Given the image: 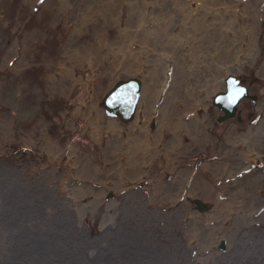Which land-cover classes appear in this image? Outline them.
I'll use <instances>...</instances> for the list:
<instances>
[{"label":"rangeland","instance_id":"1","mask_svg":"<svg viewBox=\"0 0 264 264\" xmlns=\"http://www.w3.org/2000/svg\"><path fill=\"white\" fill-rule=\"evenodd\" d=\"M215 1L193 15L191 9L198 8L199 0H117L110 19L107 12L98 15L106 0H0V264H39L37 258L27 263L29 255L38 251L28 252V248L36 244L41 255L42 245L48 250L43 252L42 264L57 263L47 262L52 253L66 251L73 257L77 248L84 258L76 257L83 261L79 264H264V0ZM81 15L88 16L80 19ZM126 18L129 27L124 25ZM123 28L128 33L142 32V43H146L134 41L136 47L130 46L132 50L139 47L136 60L141 65L130 50L122 54L117 48ZM99 33L125 57L118 60L96 53L91 67L69 56L83 43L96 42ZM244 34L249 35L251 50L247 38H241ZM211 35L221 42L218 51L225 53L229 46L230 60L248 63L244 70H230L226 75L239 77L248 94L255 95L254 101L242 97L234 115L222 121L216 120L222 112L211 103L212 96L205 108L178 112L169 102L172 111L165 114L160 98L172 94L176 63L188 61L193 72H205L202 64L213 59V53L201 52L199 44ZM156 38L167 51L153 48L157 46L151 40ZM59 69L65 78L49 83L48 75L54 76ZM130 76L142 79L143 91L149 90L141 108L151 117H164L168 124L167 116L181 119V112L189 111L181 119L189 123L184 130L174 134L173 128L159 135L163 127L154 120L148 129L127 135L128 125L114 116V131L106 128L111 115L104 112L101 97L118 79ZM154 83L151 92L149 86ZM86 90L101 111L103 126L95 130L79 100ZM183 92L184 87L175 93ZM187 98L194 101L192 94ZM147 133L155 141L160 137L161 150L153 152L152 144L142 149L153 154L139 163L143 173L132 178L137 169L126 164L130 156L123 154L124 147L128 148L130 137L145 138ZM126 151L139 154V150ZM119 169L129 176L126 181L113 179ZM10 180L17 187L3 190ZM188 187L192 191H186ZM154 192L160 197L150 198ZM46 207L60 210L62 216L54 218V212L40 217L38 211L43 213ZM65 214L72 222L65 223ZM33 217H40L38 224ZM53 223L58 231L49 227ZM47 233L54 239H48ZM93 246H100L97 252L102 253L90 252ZM10 250L23 260L16 263Z\"/></svg>","mask_w":264,"mask_h":264},{"label":"bare ground","instance_id":"2","mask_svg":"<svg viewBox=\"0 0 264 264\" xmlns=\"http://www.w3.org/2000/svg\"><path fill=\"white\" fill-rule=\"evenodd\" d=\"M97 1V0H96ZM115 1H117V0H106V2H105V4H104V6L103 7H100L99 9H98V15H102L104 12H107L108 14H109V18L111 19V14H112V12L114 11V9H115V7H116V2ZM142 1V0H141ZM155 1V0H154ZM178 1V0H177ZM189 1V0H188ZM192 1V0H191ZM194 2L196 1V0H193ZM200 2H199V6H198V8L196 9V10H192L191 9V14H196V13H201V9L202 8H207L208 6L209 7H211V5H214V4H216V1L215 0H199ZM229 1H231V0H229ZM232 2V1H231ZM57 3H60L59 1H57ZM67 3V2H66ZM101 3V2H100ZM69 4H71V3H69ZM96 4H97V2H96ZM99 4V3H98ZM196 4V3H195ZM102 5V4H101ZM100 6V5H99ZM65 7V6H64ZM96 7H98V6H96ZM195 7H196V5H195ZM117 8V7H116ZM64 9V8H63ZM65 9H67V6H66V8ZM73 9V8H72ZM79 9V8H78ZM87 9V8H86ZM195 9V8H194ZM161 10V9H160ZM62 11V10H61ZM116 11H117V9H116ZM115 11V12H116ZM134 11V10H133ZM159 11V10H158ZM64 12V11H63ZM135 12H136V10H135ZM138 12V11H137ZM71 13V12H70ZM131 14H132V12H131ZM73 15V14H72ZM88 15H91V14H88ZM88 15H85V16H88ZM133 15H135V14H133ZM165 15V14H164ZM213 15V14H212ZM214 15H216V16H218L217 15V13L216 14H214ZM84 15H81V17H80V19H83V17H85ZM137 16H138V14H137ZM215 16V18H217ZM74 17H76V16H74ZM133 17V16H132ZM134 17H136V16H134ZM166 17H167V15H166ZM224 17V16H223ZM84 19H86V18H84ZM134 19V18H133ZM117 20V19H116ZM131 20V19H130ZM168 20V19H167ZM213 20H215V19H213ZM69 21H70V19H69ZM80 21H82V20H80ZM85 21V20H84ZM131 21H133V20H131ZM138 21V20H137ZM215 21H217V20H215ZM214 21V22H215ZM87 22V21H86ZM117 22V21H116ZM220 22H221V20H220ZM77 23V22H76ZM75 23V24H76ZM113 23V22H112ZM118 23V22H117ZM116 23V24H117ZM136 23H138V22H136ZM74 24V25H75ZM78 24H79V22H78ZM132 24V23H131ZM139 24V23H138ZM90 25V24H89ZM124 25H125V27H129V25H130V21L126 18L125 20H124ZM217 25V24H216ZM131 26V25H130ZM137 26V25H136ZM222 26V25H221ZM96 27V26H95ZM218 27H220V26H218ZM92 28H94V27H92ZM102 28V27H101ZM217 28V27H216ZM133 29V28H132ZM135 29H139L138 27L137 28H135ZM220 29V28H219ZM97 30V29H96ZM100 30V29H99ZM118 30V29H117ZM125 30H126V28H123L122 30H121V32L122 33H119L118 34V38L120 39V43H121V46L120 47H117L119 50L121 49V52H122V54L124 53V54H126V51L127 50H130V52H129V54L131 53L133 56V58L136 60L137 58H139V57H136V55L138 54V53H140V51L138 50L139 49V47L136 49V50H132L131 48H130V46L131 45H133L134 47H136L135 46V43L136 42H138V43H141V44H145L146 42H144V43H142L143 42V39H142V37H140V34L142 33H139V34H137L138 32H140L141 30L139 29L138 30V32L135 34V32H134V34L133 33H128V32H125ZM221 30V29H220ZM76 31V30H75ZM98 31V30H97ZM96 31V32H97ZM103 31V30H102ZM126 31H128V29L126 30ZM216 31H218V30H216ZM100 32V31H99ZM249 32V31H248ZM77 34V33H76ZM100 34V33H99ZM95 35V37H96V42H90V43H86V44H82L81 46H80V49L79 48H76V49H74V52L72 53V54H69V56L70 55H72V57L73 58H76V60H81V61H84V62H86V63H88V65H90L91 67L96 63L95 62V54L96 53H99V54H106V55H108L109 57H112L111 59H114V58H116V59H118V60H120V58L122 57V56H124L125 57V55H122V56H120V54H119V52L120 51H114V49H116V48H112L111 46H110V44H109V42H107V39L104 37V34H100V35ZM78 35H79V33H78ZM153 37V36H152ZM75 38V37H74ZM84 38V37H83ZM191 38V37H190ZM242 39H246L247 38V44L250 42L249 40H248V38H249V35H245L244 34V36H242L241 37ZM73 40V39H72ZM71 40V41H72ZM85 40V39H84ZM127 40L129 41H131V42H128L127 43ZM90 41H92V40H90ZM134 41H136V42H134ZM152 42H155L154 43V45H156L157 47H153L155 50H162V51H167V49H165V48H162L161 46H160V43H159V41H158V39L156 38V39H152L151 40V44H152ZM69 43V42H68ZM76 43V42H75ZM221 42H219L218 40H217V38H216V36H213V35H211V37H209V36H206L205 38H203L202 40H201V42H200V44H199V49H200V51L201 52H206V51H210V52H212L213 53V59H211V60H206L202 65L206 68L205 69V72H203L201 69H199V70H197V71H195V72H193V70H194V68L192 69V65L191 64H189L188 63V61L187 62H181V63H176V65H175V67H174V71L176 70V76L173 78V81L175 82L174 83V85L172 86L173 87V90L171 91L172 92V94H168L167 96H168V101H167V99L165 100V98L167 97H165L163 100H162V97L160 98V101H162V103L160 104V109H161V107H162V110L164 111V113L165 114H169L172 110H171V108H170V106H169V102L170 103H172L173 104V106L175 107V111H179V110H182V109H187L188 107L190 108V109H192V108H201V107H203V108H205V104H206V102L208 101V99L212 96V95H214L213 93H215L216 92V90H218L219 88H223V86H224V84H222V79H223V77H225L224 75H226L227 74V71H230V70H244V68L246 67V65L248 64V63H246V62H243V61H240V62H236V60L235 61H233V60H230V57H231V54H230V52L232 53V51H230V49L231 48H229V46L228 47H225V49H226V51L227 52H225V53H223V51L220 49L219 51H218V49H219V44H220ZM70 44V43H69ZM148 44H150V41H149V43ZM69 46V45H68ZM122 46H124L123 48H122ZM153 46V45H152ZM248 46H249V49L251 50V45L250 44H248ZM67 47V46H66ZM233 47V46H232ZM254 47V46H253ZM59 48V47H58ZM69 48V47H68ZM99 48V49H98ZM127 49V50H126ZM240 49V48H239ZM153 50V49H152ZM234 50V49H233ZM238 50V49H237ZM249 50V52H251ZM254 50V49H253ZM154 51V50H153ZM241 51V50H240ZM239 51V52H240ZM245 51V50H244ZM248 51V50H247ZM64 52H65V50H64ZM120 52V53H121ZM128 52V51H127ZM159 52H161V51H159ZM67 53V52H66ZM162 53V52H161ZM164 53H166V52H164ZM194 54H196V52H193ZM98 54V55H99ZM236 54H237V52H236ZM65 55V54H64ZM67 55V54H66ZM158 55V54H157ZM156 55V56H157ZM163 56H164V54H162ZM166 55V54H165ZM242 55H243V53H242ZM245 55H247V54H245ZM250 55V54H249ZM237 56H238V54H237ZM244 56V55H243ZM68 57V56H67ZM71 57V56H70ZM132 57H131V60H132ZM159 57H161V56H159ZM166 57H167V55H166ZM173 57V56H172ZM171 57V58H172ZM191 57V56H190ZM165 58V57H164ZM164 58H162V59H164ZM232 58V57H231ZM236 58V57H235ZM242 58H244V57H242ZM246 58H247V56H246ZM250 58V57H249ZM103 59L105 60V58L103 57ZM109 59V58H108ZM115 59V60H116ZM125 59V58H124ZM126 59L128 60V58L126 57ZM133 59V60H134ZM157 59H158V56H157ZM224 59V60H223ZM67 60H68V58H67ZM71 60V59H70ZM126 60V61H127ZM130 60V61H131ZM139 60V59H138ZM160 60V59H159ZM165 60V59H164ZM168 60V59H167ZM241 60V59H240ZM61 61V60H60ZM125 60H123V62H124ZM161 61V60H160ZM72 62V61H71ZM70 62V63H71ZM76 62V61H75ZM83 62V63H84ZM120 62V61H119ZM132 63H130L131 64V66H132V64H133V62L134 61H131ZM136 62H137V60H136ZM172 62V61H171ZM248 62H249V60H248ZM117 63V62H116ZM137 63H139V62H137ZM165 63V62H164ZM185 63V64H184ZM229 63V64H228ZM121 64V63H120ZM119 64V65H120ZM128 64V63H127ZM140 65H141V63H139ZM138 64V65H139ZM169 64V63H168ZM195 64L197 65L198 63L197 62H195ZM62 65V64H61ZM60 65V66H61ZM64 65V64H63ZM97 65V64H96ZM95 65V66H96ZM135 65H137V64H135ZM138 65L136 66V67H138ZM112 66V65H111ZM130 66V65H129ZM166 66V65H165ZM248 66V65H247ZM64 67V66H63ZM135 67V68H136ZM140 67V66H139ZM65 68H67V67H65ZM69 68H70V66H69ZM121 68V67H120ZM123 68V67H122ZM248 68V67H247ZM263 68V71H264V66L262 67ZM61 69V68H60ZM60 69H59V73H55L54 74V76L53 75H48V82L49 83H52L53 82V80H54V78H58V77H60L61 79H64L65 78V76H64V74L62 73V71H60ZM111 69V68H110ZM124 69V68H123ZM131 69V68H130ZM70 70V69H69ZM136 70V69H135ZM247 70V69H246ZM262 70V69H261ZM126 71H128V69L126 70ZM162 71V70H161ZM58 72V71H57ZM60 72H61V74H60ZM63 72H64V70H63ZM66 72V71H65ZM97 72H99V71H97ZM110 73V72H109ZM126 72H124V74H125ZM200 73H202V75H199ZM50 74V73H49ZM132 74V73H131ZM196 74V75H195ZM229 74H230V72H229ZM233 74V73H232ZM260 74V73H259ZM111 75V74H110ZM127 75V74H126ZM91 76V75H90ZM96 76V75H95ZM99 76V75H98ZM97 76V77H98ZM240 76V75H239ZM92 77V76H91ZM117 77V76H116ZM131 77V76H130ZM158 78V77H157ZM239 78V77H238ZM92 79V78H91ZM90 79V80H91ZM125 79V78H124ZM137 79V78H136ZM142 80V79H141ZM56 81V80H55ZM95 81V80H94ZM144 81V80H143ZM161 81V80H160ZM160 81H158L159 82V84H160ZM162 82H163V80H162ZM62 83V82H61ZM68 83V82H67ZM66 83V84H67ZM83 83V82H82ZM64 84V83H63ZM84 85V84H83ZM150 85V84H149ZM61 86V85H60ZM99 86V85H98ZM143 86H144V83L143 84H141L140 83V86L138 87L139 88V90H138V92H139V94L140 95H138V97L136 98V102H135V105H134V108H133V111H131L132 113H130L129 115V117H126V118H122V119H120L121 121L120 122H122V123H125V124H127L128 126L126 127V129L127 130H124V131H126V133H127V135L128 134H132L133 135V133L135 132V131H138V128H143V129H148V127L150 126V124H152V122H154V120H155V123H157V127H158V125L159 126H161V127H163L162 129H161V131H160V134L159 135H161V133L162 132H164V131H168V130H172L173 128L174 129H176V130H174V134H176V132L178 131V129L181 131V130H184V126H185V124H189V123H186V122H184L183 120H181V119H183V116L187 113V112H189V111H187V110H183V112H181V114H180V118L181 119H177V115H176V113H175V111H173L174 113H175V115H176V117L175 116H173V115H169V116H167L168 118H167V121H168V124H165V122H163L164 120H165V118L164 117H160V118H153V117H151L149 114H151V112L150 113H146V111H144V110H142V108H141V104H142V98H144V96L146 97V94H148L147 92L149 91L148 89H147V91L146 92H144L143 91ZM145 86H146V84H145ZM156 86V84L154 83L153 84V86L151 87V86H149L150 87V91L151 92H153L154 90V87ZM206 86H210V87H207L206 88ZM182 87H184V91L185 92H183V94L182 93H175V92H177L178 91V89L179 88H182ZM97 88V87H96ZM145 88V87H144ZM98 89V88H97ZM145 90V89H144ZM196 90H202V93L204 94V95H201V92H198V91H196ZM158 92V90H156V93ZM146 93V94H145ZM151 94V93H150ZM190 94H192L193 95V98H194V101H192V100H190V101H188V98H187V95H190ZM83 96V95H82ZM90 96H91V93L88 91V90H86L85 91V95L81 98L80 97V101L81 102H83V106H84V109L86 110V112H88V124H90V125H92V129L93 130H95V129H98L101 125L103 126V124H102V116H101V111H100V109L98 108V107H95V104H94V102H93V100H90L89 98H90ZM148 96V95H147ZM92 97V96H91ZM92 99V98H91ZM211 99V98H210ZM78 100V101H79ZM94 100H95V97H94ZM151 100V99H150ZM78 101H77V103H78ZM153 102H154V100H153ZM152 102V103H153ZM155 104V103H154ZM208 104V103H207ZM151 105V104H150ZM154 106V105H153ZM151 107V106H150ZM79 108V107H78ZM143 109H144V107H143ZM160 109H159V112H160ZM149 110V109H148ZM153 110V109H152ZM157 111V110H156ZM149 112V111H148ZM69 113V112H68ZM85 115H86V113H85ZM112 116H110L109 118H107V120H109L110 122H108L107 124V126H105L106 128H108L109 130H113L114 131V128L116 127V123H114L113 121V119L111 118ZM111 119V120H110ZM130 119V120H129ZM140 120H142V123L140 124ZM121 123V124H122ZM160 123V124H159ZM122 126H123V124H122ZM232 126V125H231ZM124 127V126H123ZM176 127V128H175ZM233 127V126H232ZM104 129V128H103ZM235 131V130H234ZM112 132V131H111ZM138 132H140V131H138ZM108 134H110V133H108ZM116 134H119V132L118 133H116ZM115 135V134H114ZM113 135V136H114ZM116 136V135H115ZM114 136V137H115ZM116 138V137H115ZM131 139H128L126 142H127V144H128V148H126V147H124V151H123V154H126V155H129L130 157H127V159H128V161H126V164L127 165H133V170H135V169H137V171H133V174H131L130 175V177H134L136 174H140L141 172V169H140V165H139V163L142 161V160H148L149 158H150V156L153 154V152H154V150L156 149V151L158 150L159 151V149L161 150V148H159L160 147V144H159V142H158V140H159V138L157 137V140L155 141V137L152 135V134H148L147 133V137H138V136H135V137H130ZM110 139V138H109ZM118 139V138H117ZM121 139H122V137H121ZM238 139H242V134L241 135H239V138ZM126 140V139H125ZM246 141V140H245ZM241 143H242V141H240ZM126 144V143H125ZM150 144H152V146H153V152H150V153H147V152H143V150L142 149H144V148H147ZM244 144V143H243ZM123 145H124V143H123ZM120 148L122 149V147L120 146ZM126 150H129V151H132V152H135V151H137L138 152V150H139V154L138 155H136V153L134 154V155H130L129 153H128V151H126ZM49 151L50 152H54V149H53V147H50L49 148ZM106 151H108L107 149H106ZM143 152V153H142ZM250 153V152H249ZM159 154V153H158ZM164 154V153H163ZM167 156V155H166ZM165 156V157H166ZM168 156H169V154H168ZM170 157V156H169ZM162 158V157H161ZM171 158V157H170ZM166 159V158H165ZM171 161V160H170ZM147 162V161H146ZM144 163V162H143ZM172 164V163H171ZM165 165V164H164ZM172 167V166H171ZM150 170V169H149ZM180 171V170H179ZM178 171V172H179ZM189 172V171H188ZM143 173V172H142ZM141 173V174H142ZM183 174V173H182ZM110 175H112V174H110ZM114 177H113V179L116 181V182H121V181H126V179H127V177H129V176H126V174H124V172L121 170V169H119V172L117 173V174H114L113 175ZM180 176V175H179ZM12 179V178H11ZM174 179V178H173ZM175 179H177V178H175ZM11 181V183L9 184L8 183V185H5L4 186V188H3V190H5V191H8V192H11L10 191V186H14V187H17V182H16V184L14 183V181L13 180H10ZM135 181V180H134ZM171 181V180H170ZM184 181V180H183ZM151 187V186H150ZM183 187V186H182ZM181 187V188H182ZM191 187H193V186H191ZM190 187V188H191ZM157 189V188H156ZM202 189H205V187H202ZM202 189H200V190H202ZM151 190V189H150ZM155 190V189H154ZM170 190H172V189H170ZM180 190V189H179ZM4 191V192H5ZM137 191H139V190H137ZM186 191H192V190H190L189 189V187H188V189L186 190ZM206 191V190H205ZM133 192V191H132ZM181 192H182V189H181ZM183 192H185V191H183ZM188 192V193H189ZM5 193H7V192H5ZM136 193V192H135ZM139 193V192H138ZM151 193V192H150ZM155 193V192H154ZM151 194V197L150 198H153V197H155V196H158V197H160V193L159 192H156L155 194ZM164 193V192H163ZM169 193V192H168ZM178 193V192H177ZM194 193V192H193ZM204 193V192H203ZM206 193V192H205ZM75 194V193H74ZM141 194V193H140ZM7 195V194H6ZM134 195V194H133ZM198 195V194H197ZM200 195V194H199ZM139 196V195H138ZM141 196V195H140ZM165 196H167V195H165ZM136 197V199H137V196H135ZM168 197V196H167ZM186 197V196H185ZM194 197H195V195H194ZM140 198V197H139ZM138 198V199H139ZM142 198V197H141ZM147 198V197H146ZM132 199V198H131ZM164 199V198H163ZM193 199V198H192ZM2 200V199H1ZM142 200V199H141ZM8 201H9V199H8ZM137 201V200H136ZM143 202V201H142ZM141 202V203H142ZM185 202V201H184ZM10 203V202H9ZM5 205V204H4ZM11 205V204H10ZM9 205V206H10ZM184 205V204H183ZM226 205V204H225ZM175 206H177V205H175ZM174 207V206H173ZM45 209V208H44ZM43 209V210H44ZM179 209V208H178ZM46 210L47 211H44L43 213L41 212V211H38V212H40L41 213V215H40V217L42 216V214H43V216L45 215V216H51L54 212H55V210L53 209V208H50V207H46ZM188 210V209H187ZM57 212H55L53 215V217L55 218V216L57 215H59L60 217L62 216L61 215V213L58 211V210H56ZM175 211V210H174ZM62 212H65V211H63L62 210ZM251 211H249V213H250ZM197 213V212H196ZM51 214V215H50ZM63 214V213H62ZM184 214V213H183ZM186 214H188V213H186ZM185 214V215H186ZM198 214V213H197ZM178 215V214H177ZM246 215V214H245ZM253 215V214H252ZM44 216V217H45ZM64 216V219L66 220V224L67 223H70V222H72V219L73 218H71V217H69V216H67L66 214L65 215H63ZM196 216H198V215H196ZM39 217V218H40ZM52 217V218H53ZM38 218V219H39ZM51 218V219H52ZM53 218V219H54ZM35 219V220H34ZM38 219H37V217H33L31 220H33V221H35L37 224H38ZM42 219V218H41ZM40 220V219H39ZM45 220V219H44ZM215 220V219H214ZM47 221V220H46ZM35 222H33V223H35ZM50 222V221H49ZM192 222V221H191ZM35 223V224H36ZM42 223V222H41ZM40 223V224H41ZM52 223V222H51ZM195 223V222H194ZM46 224V223H45ZM56 223H53V225H51V226H49L51 229H52V231L54 232V230L56 229V227H54V228H52V226H54ZM106 223H104V225H105ZM197 224V223H196ZM214 224V223H213ZM193 225V224H192ZM6 226V225H5ZM39 226V225H38ZM107 227V226H106ZM194 227V226H193ZM5 228V227H4ZM42 228V227H41ZM58 228V227H57ZM108 228V227H107ZM188 228H191V226H189ZM198 228V227H197ZM201 228V227H200ZM203 228V227H202ZM2 229V228H1ZM0 229V230H1ZM195 229V228H194ZM50 230V229H49ZM185 230V229H184ZM187 230V229H186ZM198 230V229H197ZM203 230V229H202ZM3 231V230H2ZM56 231H58V229H56ZM63 231H66V230H64L63 229ZM195 231V230H194ZM1 232V231H0ZM12 232H13V230H12ZM48 232V231H47ZM100 232V231H99ZM102 232V231H101ZM107 232V231H106ZM203 232V231H202ZM193 233V232H192ZM206 233V232H205ZM48 234V233H47ZM46 234V237L48 238V236L50 237V239H54L53 238V236L52 235H50V234H48L47 235ZM56 234V233H55ZM58 234V233H57ZM101 234V233H100ZM59 235V234H58ZM65 235V234H64ZM63 235V236H64ZM113 235V234H112ZM115 235V234H114ZM193 235V237H194V234H192ZM98 236V235H97ZM99 236H102V234L101 235H99ZM110 236V235H109ZM197 236V235H196ZM213 236H214V234H213ZM1 237V236H0ZM3 237V236H2ZM103 237V236H102ZM110 237H112V236H110ZM114 237V236H113ZM117 237V236H116ZM115 237V238H116ZM209 237V236H208ZM94 238V237H93ZM100 238V237H99ZM123 238H124V236H123ZM125 238H127V237H125ZM190 238V237H189ZM197 237H195V239H196ZM201 238H202V235H201ZM211 238V237H210ZM49 239V238H48ZM97 239H98V237H97ZM103 240H104V238H102ZM106 239V238H105ZM110 239V238H109ZM121 239V238H120ZM209 239V238H208ZM3 240H4V238H3ZM87 240V239H86ZM118 240H119V236H118ZM126 240V239H125ZM51 241V240H50ZM68 243H73L74 244V241H77L76 239H67L66 240ZM88 241V240H87ZM91 241H92V238H91ZM109 241V240H108ZM112 241V240H111ZM110 241V242H111ZM120 241V243H121V240H119ZM205 241H207V240H205ZM4 242V241H3ZM98 242H100V241H98ZM103 242H105V241H103ZM109 242V243H110ZM87 243H89V242H87ZM124 243V242H123ZM201 243V242H200ZM6 244V243H5ZM75 244L78 246V244L79 245H81L80 243H76L75 242ZM74 244V245H75ZM91 244V243H90ZM95 244V243H94ZM116 244V243H115ZM124 244H126V243H124ZM203 244H205V243H203ZM2 245V244H1ZM45 245V244H44ZM44 245H42V255L40 254V252H39V247H40V245H38V244H36V245H34L33 247H31V248H28V252L29 251H33V250H38V251H36V252H34V253H31L30 255H29V257H28V262L27 263H29V262H32V261H34V259L35 258H37V259H35L36 261H38L39 262V264H42V259H45V258H43V252H45V251H48V250H46V248L44 247ZM89 245V244H88ZM93 245V244H92ZM197 245V244H196ZM6 246V245H5ZM96 246V245H95ZM95 246H93V247H91L92 249L91 250H89L90 252H92V251H94V253L95 254H97L98 253V255L99 254H101L102 252H97V248H101L100 246L99 247H95ZM110 246V245H109ZM108 246V247H109ZM2 247V246H1ZM3 247H4V245H3ZM61 248H63L62 246H60ZM79 247H81V246H79ZM104 247V246H103ZM115 247V246H114ZM193 247H194V245H193ZM7 248V247H6ZM5 248V249H6ZM83 248V247H82ZM11 249V248H10ZM79 251H80V249L79 248H77V250H76V252H75V255L72 257V256H70V254H67V252L65 251V253H64V255H56V254H54V253H52L51 255H50V257H48V259H47V262H48V260L49 261H51V260H53V261H55V262H57V263H52V264H73V263H71V262H74V264L76 263V262H78V260H77V258L76 257H78V258H80V259H84L83 257H81V256H79ZM110 251H111V248H110ZM113 252H115L114 250H113ZM117 252V251H116ZM142 252V251H141ZM17 253H21V252H17ZM48 253V252H47ZM105 253H107V252H105ZM140 253V252H139ZM143 253V252H142ZM156 253V252H155ZM112 254H114V253H112ZM115 254H117V253H115ZM92 255V254H91ZM94 255V254H93ZM104 255V254H103ZM102 255V256H103ZM151 255V254H150ZM154 255V254H153ZM156 255V254H155ZM10 256H12L13 257V259L15 260V262L17 263L19 260H23V258H22V255H20V254H15L14 252H13V250H10ZM46 256V255H45ZM96 256V255H95ZM109 256H110V254H109ZM115 256V255H114ZM119 256H121V255H119ZM140 256H142L141 254H140ZM157 256V255H156ZM155 256V257H156ZM6 257H7V254H6ZM118 257V256H117ZM138 257V256H137ZM158 257V256H157ZM212 257V256H211ZM8 258V257H7ZM99 258V257H98ZM102 258V257H101ZM105 258V257H104ZM103 258V259H104ZM124 258V257H123ZM213 258V257H212ZM0 259H1V257H0ZM10 259V258H9ZM79 259V260H80ZM114 259V258H113ZM128 259V258H127ZM137 259V258H136ZM100 260V259H99ZM107 260V259H106ZM116 260H119V259H116ZM121 260V259H120ZM124 260H125V258H124ZM123 260V261H124ZM128 260H130V259H128ZM138 260V259H137ZM2 261V260H1ZM5 261H7L6 259H5ZM8 261H10V260H8ZM7 261V262H8ZM13 261V260H12ZM87 261V260H86ZM96 261V260H95ZM98 261V260H97ZM113 261V260H112ZM127 261V260H126ZM134 261V260H133ZM45 262H46V260H45ZM79 262H83V261H79ZM79 262L77 263V264H79ZM90 262H91V260H90ZM99 262V261H98ZM2 263H3V261H2ZM5 263V262H4ZM91 263H93V262H91ZM102 263V262H101ZM130 263V262H129ZM137 263V262H136ZM145 263V262H144ZM22 264V263H21ZM25 264V263H24ZM36 264V263H35ZM51 264V263H50ZM94 264V263H93ZM115 264V263H114ZM126 264V263H125ZM128 264V263H127ZM131 264V263H130ZM132 264H134L133 262H132ZM139 264V263H138ZM209 264V263H208Z\"/></svg>","mask_w":264,"mask_h":264},{"label":"water","instance_id":"3","mask_svg":"<svg viewBox=\"0 0 264 264\" xmlns=\"http://www.w3.org/2000/svg\"><path fill=\"white\" fill-rule=\"evenodd\" d=\"M237 77L229 74L224 78V89L211 97V103L222 112L216 120L221 121L234 115L237 104L242 97L248 96L251 102L255 95L248 94L247 88L237 83ZM139 82L134 77L118 79L101 97L100 104L104 111L120 119L129 117L138 96ZM243 89L237 97L236 93ZM234 101V102H233Z\"/></svg>","mask_w":264,"mask_h":264},{"label":"flooded vegetation","instance_id":"4","mask_svg":"<svg viewBox=\"0 0 264 264\" xmlns=\"http://www.w3.org/2000/svg\"><path fill=\"white\" fill-rule=\"evenodd\" d=\"M126 78H127V77H126ZM237 79H238V80H237V83L241 85L242 83L240 82V79H239L238 77H237ZM137 80H138V82H139V86H140V83L142 84V80H139V79H137ZM242 86H245V85L242 84ZM245 87H246V86H245ZM216 92H217V91H216ZM247 92H248V89H247ZM213 94H214V93H213ZM138 95H140L139 92H138ZM137 97H138V96H137ZM239 101H240V100H239ZM238 103H239V102H238ZM103 110H104V109H103ZM104 112H105V111H104ZM105 113H106V112H105ZM106 114H108V113H106ZM221 114H222V113H221ZM108 115H111V114H108ZM156 115H157V113H156ZM111 116H112V115H111ZM114 117H115V116H114ZM117 118H118V117H117ZM119 119H120V118H119ZM221 121H222V120H221ZM177 132H178V131H177ZM177 132H176V133H177ZM177 170H180V169H177ZM178 182H179V181H178ZM189 182H190V181H189ZM189 182H188L187 184H189Z\"/></svg>","mask_w":264,"mask_h":264},{"label":"snow or ice","instance_id":"5","mask_svg":"<svg viewBox=\"0 0 264 264\" xmlns=\"http://www.w3.org/2000/svg\"><path fill=\"white\" fill-rule=\"evenodd\" d=\"M243 93V89H239L236 93L237 97ZM234 102V101H233Z\"/></svg>","mask_w":264,"mask_h":264}]
</instances>
